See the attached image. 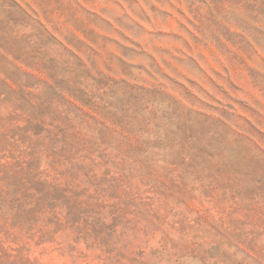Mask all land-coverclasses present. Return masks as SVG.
<instances>
[{"label": "rangeland", "instance_id": "rangeland-1", "mask_svg": "<svg viewBox=\"0 0 264 264\" xmlns=\"http://www.w3.org/2000/svg\"><path fill=\"white\" fill-rule=\"evenodd\" d=\"M0 264H264V0H0Z\"/></svg>", "mask_w": 264, "mask_h": 264}]
</instances>
